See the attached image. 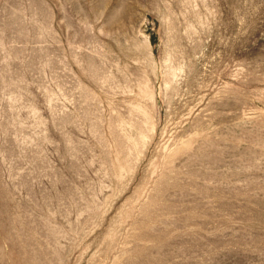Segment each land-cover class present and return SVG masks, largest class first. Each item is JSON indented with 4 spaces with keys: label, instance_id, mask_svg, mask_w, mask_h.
I'll list each match as a JSON object with an SVG mask.
<instances>
[{
    "label": "rangeland",
    "instance_id": "obj_1",
    "mask_svg": "<svg viewBox=\"0 0 264 264\" xmlns=\"http://www.w3.org/2000/svg\"><path fill=\"white\" fill-rule=\"evenodd\" d=\"M0 264H264V0H0Z\"/></svg>",
    "mask_w": 264,
    "mask_h": 264
}]
</instances>
